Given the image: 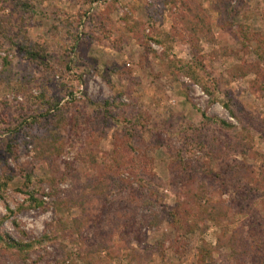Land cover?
<instances>
[{
    "label": "rangeland",
    "instance_id": "rangeland-1",
    "mask_svg": "<svg viewBox=\"0 0 264 264\" xmlns=\"http://www.w3.org/2000/svg\"><path fill=\"white\" fill-rule=\"evenodd\" d=\"M15 1L0 0V16L10 19L13 33L20 23L18 12L25 13L20 6H13ZM17 1L28 5L25 29L32 40L47 45L52 67L49 71L36 69L21 59L15 47L7 48L8 43L0 37V74L10 84H0V123L5 118L6 124L0 129V173L4 171L10 177L0 193V232L25 240L40 239L46 234L51 237L35 243L25 262L6 251L0 264H34L40 255L44 256L43 261L35 264H203L211 262V258L218 264H239L228 256L231 247L220 245L222 240L233 235L249 238L251 230H258V239L264 245V138L256 128L244 130L242 123L228 114L225 104L237 115L239 110L263 124L264 98L260 94L263 82L251 70L258 67L264 78V62L253 51L264 40V0H194L196 18L190 22L197 23V18L202 17L199 25L205 26L203 31H187V18L182 23L177 16L173 17L169 4H163L162 0ZM220 8L227 12V18L220 16ZM87 11L94 14L99 28L105 27L101 32L94 29L93 35L88 34V26L78 25V19L72 20L69 34L61 31V27H52L56 14L79 16ZM125 14L131 17L130 24L140 23L136 34L120 19ZM105 30H109L115 45L106 39L98 40ZM244 30L253 39L250 44L241 40ZM143 31L161 34L162 45L151 43L149 51L140 39ZM76 33L80 36L75 37ZM73 42L72 49H64ZM195 44L200 49L194 57ZM4 57L9 58V64L2 68ZM193 57L201 65L199 81L187 74V66H194ZM68 69L77 74L74 78L81 76V82H74L69 88L83 93L79 99L63 102L61 106L64 121L69 115H75L76 121L64 123L62 116L49 112L47 117H39L37 123L28 125L26 132H17L19 135L14 138V133L8 131L20 114L32 112L28 101L34 92L46 93V99L63 100L68 96L57 80ZM202 86L215 91L211 100ZM15 88L23 98L21 103L25 107L22 109L18 104L22 110L14 102L10 107L3 103ZM105 100L113 104L104 105ZM202 112L212 120H204ZM136 113L140 114V124L131 129L125 122ZM103 114L106 116L102 117ZM217 119L226 120L233 127L219 128L214 122ZM62 121L55 128L56 122ZM191 125L198 129L194 139L204 138L206 143L213 139L217 145L222 144L220 150L214 149L217 159L209 161L210 168L237 161L242 171L247 166L245 174L253 185H242V176L237 173L234 178L226 176L224 189L208 188L213 206L197 212L201 221L195 227L192 219L183 221L179 232L166 220L155 226H143L139 221L152 216V210L141 209L140 200H132L133 182L129 184L122 176L128 173L127 169L122 173L115 171L116 166L103 163L104 154L112 161H116L117 154L123 157L121 166L127 163L135 174L137 168L150 174L148 186L156 194L150 200L157 204L161 199L165 207H173L177 195L187 197L185 193L193 190L198 181L192 168L201 153L194 149L192 155L178 143L184 135H190L191 128L187 127ZM38 136L56 142L44 151L38 146ZM11 138L13 155L6 152ZM96 154L101 156L98 161L91 159ZM186 167L191 168L190 175L185 173ZM29 170L32 183L39 186L36 190L32 185L24 190L23 176ZM112 178L124 183L120 192L109 198L89 194L94 183L111 182ZM255 183L261 188L257 189ZM29 194L42 200L41 206ZM214 206L219 207L214 210ZM217 211L221 213L219 216ZM209 212L218 219H210ZM96 217L97 228L89 225L90 229L82 235L77 233L76 221ZM118 217L123 221L115 227ZM124 226L128 235L123 239L120 230ZM99 244L108 249L95 252ZM131 248L143 254L151 248L155 251L148 258L141 255V259L133 255Z\"/></svg>",
    "mask_w": 264,
    "mask_h": 264
},
{
    "label": "trees",
    "instance_id": "trees-1",
    "mask_svg": "<svg viewBox=\"0 0 264 264\" xmlns=\"http://www.w3.org/2000/svg\"><path fill=\"white\" fill-rule=\"evenodd\" d=\"M2 1H6V0H2ZM85 1V0H82ZM88 2H94V1H98V0H86ZM114 2L116 0H113ZM163 4L168 3L170 10H171V15L177 16V18L181 19L182 23L186 20L187 18V31L196 29V30H200L203 31V27H205L204 25H199L200 23H202L203 19L202 17H199V19L197 18V23L195 21H191L190 19H195L196 17L193 15L195 14L194 12L197 10L196 9V5L194 0H162ZM13 6L17 7L20 6L22 9L23 13L18 12L19 16H18V21L20 22L19 25L16 27V31L15 33L12 32V28H11V23H10V19L6 18V17H2L0 16V37H2L5 42L8 43L7 48H11V47H15L18 51H19V55L21 56V59L29 64H32L35 66L36 69H45V71H49L51 70V62L49 60V52L47 49V45L45 43H38L34 40H32L30 38V36L28 35L26 29H25V25H24V20L26 19V13L28 12V5L25 3H20L19 1H15ZM130 13L132 14V9L133 7L130 6ZM27 10V11H26ZM219 14L220 16L225 15L226 17V11L224 9H219ZM154 14V13H153ZM156 17V16H155ZM151 18V17H150ZM227 18V17H226ZM74 19H78V25L81 26H85V28L88 26V30L87 33L93 35L94 33V29L97 31L99 30V32H101L102 30L100 29H104L105 27H98V22L95 21V16L94 14H90L87 12L81 14L78 16L77 15H72V14H68V13H63L62 15L56 14L54 17V22L55 24L52 26L54 29H58V27H61V31H63L64 33H70L69 32V27L71 25L72 20ZM126 25L127 29L136 34L138 31V28L140 27V23L138 24H130L129 20L131 19L130 16H128L127 14H125L124 16L122 15L120 18ZM119 21V20H118ZM56 24H60V25H56ZM193 25H195L196 28H193ZM81 28V27H80ZM77 28H75L76 30ZM93 29V30H92ZM92 30V33H91ZM106 31V30H105ZM109 30L108 32H104V34H100L98 37V40L100 42H102L104 39L108 40L110 42L111 45H115V40L111 37V35H109ZM248 31L244 30L242 33V37L241 40L243 42V40L245 42H247L248 44H250V42L253 40L252 38H250L248 36ZM76 35L78 36L79 34H74V36L76 37ZM80 36V35H79ZM74 37V39H76ZM78 38V37H77ZM142 39L141 42L146 44L145 46L148 47L149 51H152L151 48V43L154 44H158V45H162V39H161V34H152V33H145L144 31L142 32V37L140 38ZM263 43L264 40H261L259 42V46L257 45V47L253 48V51L256 53V56L258 57V59L263 63L264 62V52H263ZM75 46V42H73L71 45L66 46L67 48H64L65 50H70L72 49V47ZM198 45L195 44L192 48V53L193 56L195 57V55L199 52V49L197 47ZM70 48V49H69ZM5 49V48H2ZM261 51V52H260ZM194 66L189 65L187 66V74L189 76H191L193 79H195L196 81H199L198 75V69L201 68V65H199V62L196 58H194ZM9 64V58L8 57H4L2 58V68ZM175 66V64H174ZM176 67V66H175ZM178 68H180L179 66H177ZM182 67H186V66H182ZM264 69V67H263ZM200 70V69H199ZM253 72H255L258 77L262 78V82L263 85L262 86V91L260 94L262 95V98H264V78L262 77V75H260L258 67H254L252 68ZM244 72L247 73L248 69L244 68ZM263 74H264V70H263ZM77 74H75L74 72H72L70 69H68V71H64L63 74L57 76V80L59 81V85L66 90L67 93V97L65 99H55L53 97H47V99L44 97L46 95V93L44 92H40L39 90L34 92V96L29 99L28 101V105L31 109L32 112L28 113V114H20V116H18L16 118L17 122L14 125V127L10 128V130L8 131L9 133H14V138L18 135L17 132H22L23 130H29L28 125H33L35 123L38 122L39 117H43L44 115H46L45 117H47L49 115V112H54L55 116H62L64 115L63 113V107L61 106L63 104V102H69L72 99H79V95H81V93H83L82 90H79L78 92L73 91L72 89H70L69 87L72 85V83L74 82H81L80 77H76ZM5 76H2L0 74V84L2 83H6L8 85L9 82H7V80L5 79ZM45 85V84H44ZM82 85V84H81ZM204 92L208 95L209 99H212V96L214 95V90H211L209 88H207L206 86H202ZM12 91V94L6 97V99H4L3 103L5 106H11V103L14 102V104H16L15 106H19L18 104L20 103L22 109L25 107V105L22 102V96H21V92H18L17 89L15 88V90ZM10 91V92H11ZM77 93V94H76ZM85 93V92H84ZM259 94V93H258ZM89 100V99H88ZM62 101V103H61ZM90 101V100H89ZM43 102H45V105H43ZM61 103V104H60ZM107 104H113L110 103L108 100L104 101V105ZM226 104V110L228 111V114L233 117L234 119H236L240 124L242 123V128L244 130H248L249 128H256V131H259L261 134V137L264 138V121L263 124L261 123H257L254 118L252 116L250 117H246V115L244 113H240L241 111L238 110V114L237 115L235 113V111L233 109H231L228 105V103ZM19 106V108H20ZM21 109V108H20ZM21 109V110H22ZM42 109L43 112L40 113V110ZM106 109V108H105ZM106 112H108V110L106 109ZM102 116V115H101ZM106 115L103 114L102 117H105ZM134 117V118H133ZM131 118H128V120L125 122L126 124L130 125L131 129H135V125L136 124H140V114L136 113L134 114V116ZM202 117L204 120H212L211 117H207L205 113L202 112ZM76 121V116L75 115H69L68 117L65 118L64 121V117H63V121L64 123H67L69 121ZM63 121L60 123L55 124V128L59 127ZM215 123L219 124V128L222 127L224 129H230L233 127V125L226 121V120H221V119H217L214 121ZM248 123V124H247ZM5 124V118H1V123H0V129L4 127ZM68 126L71 127L72 124H66ZM187 128H191V133L190 135H184L181 139L178 140V143L182 145L183 150L188 149L189 152H191V154L193 155L194 153V149H198L199 152L201 153V156L198 158L196 163V166H194L192 168V171L195 173L196 179L199 181H197V183L195 184V182H193L195 184L194 189L188 191L187 193H185V195L187 194V197H181L180 195H177L176 197V205L173 207H168L162 203L161 199L160 201H157V204L153 203L150 199L152 194L154 196H156L154 190H152L151 186L148 184L151 181V178H149L150 174H143L142 171H140L139 168L136 169V174L135 172H133V170H131V168H129L127 166V163L123 166H121V164L124 163V161H122L123 157H119L117 154V157H115L114 159L116 161H112L110 159L107 158V155L104 154V161L103 163H108L111 167L116 166V170L115 171H119V173L124 172V168L127 169L128 173L122 176H124L125 180L130 181V183L133 182V184L130 187L131 190V194H132V200H137L139 199V208L143 209V208H147L149 210H152L153 214L152 216H146L143 218V221H139L140 224H142L143 226H155L157 225L159 222H161L162 220H166L168 221V223L176 229V231H180L182 228V222L183 221H188V219H192V221L194 222L192 227H195L198 225V223H200L201 220H199L200 218L197 217V212L201 211V213L203 211H207V209H209L208 207H212V200L211 198L207 195L208 193V188L211 189H224L225 185V179L226 176H229L230 178H234V176L237 175V173H240L242 176V185L244 184V186L246 185H253L252 180L250 177H248L245 173L248 172L247 170V166L246 169L244 167V169L246 170L244 172V170L242 171L241 168V164H239L237 161H234L233 163H228V162H223L225 164V168L221 167L224 166V164L222 163L221 166H219L217 169L215 167H217V165L213 168L209 167V161L213 160V159H217L216 154H213L214 149H221L222 148V144L217 145L215 140L211 139L210 141H208L206 143V140L203 138H201V140L194 139V135H197L196 132L198 131V129H196V127L194 126H188ZM9 129V128H7ZM3 130V129H2ZM1 130V131H2ZM26 132V131H25ZM199 137V136H198ZM13 138V136H12ZM11 138V141L8 142L7 147H6V152L13 155L14 154V143ZM32 140L34 141V137H32ZM37 141H39L38 146L43 147V150L46 151L48 150V148L50 147V145L52 143L55 144V140L53 139H49L48 137H44V136H38L37 137ZM55 141V142H54ZM157 145V144H156ZM37 146V147H38ZM129 146V145H128ZM132 147V146H129ZM153 147V146H152ZM208 147V150H206L205 148ZM51 153V151H50ZM179 153V152H178ZM41 154L43 155V152H41ZM180 154V153H179ZM41 157H45L46 156H41ZM101 156H99L98 154L93 155V157H91V159L93 158L95 161H98V158H100ZM39 158V157H37ZM2 158H0L1 161ZM181 159V157H180ZM208 159V160H207ZM121 161V162H120ZM117 162V163H114ZM140 163V162H139ZM136 163L134 165L137 166ZM185 161L183 158L182 164L184 165ZM191 168H184V170L186 171L185 173H187V175H190V170ZM142 174L139 176V174ZM231 174V175H230ZM4 178V179H2ZM23 178L25 179V182L23 184L24 190H28V188L32 185L34 186V190L38 189L39 186L35 185V183H32V174H31V170L26 171ZM131 178H133V180H131ZM10 179V177L6 174V172L2 171L0 173V193L3 189V187L6 186L7 181ZM111 182H103L101 181V183H94L89 194L91 196H96L97 198H100L101 196L107 197L109 198L110 196H113V194L115 192H120V189L122 188V185H124L123 182H121L120 180H116L114 178L111 179ZM143 181H146L147 183L143 184ZM208 185V186H207ZM257 189H260L261 187H259L257 185V183H255ZM262 186V185H261ZM263 187V186H262ZM22 188H19L18 191H23L22 193H25ZM29 197H32V200L34 201L35 204H38L39 206H41V204L43 203L42 200L36 199V197L32 194H29ZM84 197H87L86 194H84ZM131 202V200H130ZM62 202H57L56 204H60ZM218 204V203H217ZM132 205V202L129 204ZM195 207H198L199 210L197 211ZM219 207V206H218ZM217 206H214V210L218 209ZM155 209H157V212H155ZM122 215V212H120ZM216 214L219 216L221 213L220 212H216ZM209 217L210 219L213 220H217L218 218L215 217L213 218V216L211 215V212H209ZM197 218V219H196ZM97 217L94 220H88L86 218H81L80 221H76V231L79 235H82L84 230L90 229L89 225H92L93 228H97ZM123 221V218H119L117 220H115V227H118V225H120ZM0 225H1V220H0ZM131 229L130 231H135L133 225H130ZM191 227V229H192ZM126 228L127 226H124L122 230H120V236L123 238L125 237V235H128L126 232ZM140 229V228H139ZM136 233V231L134 232V234ZM250 236L249 238H237V236L233 235L230 238H227L225 241L222 240L220 242V245H225V246H230L232 251H231V255L228 256H232L231 258H235L236 262L239 264H246L247 260H249L248 264H264V245L259 241V231H252L250 232ZM51 236H48L47 234L45 236H42L40 239H29V240H25L24 238H19V239H15L12 238L10 236H8L5 233L0 232V257L4 254V252L8 251V253H10L11 255H14L15 257H17L19 260L25 262L27 259H29V249L33 247V245L35 243H39L41 241H43V239L45 238H50ZM108 239V238H107ZM124 239V238H123ZM136 241L137 238H135ZM102 249H108L107 246H103L102 244L98 245V248L95 249V252H100V250ZM157 249H159V246H157ZM133 255L140 257L141 259L142 256H146L151 257L150 253L154 252L155 249L151 248L148 249V253L143 254L142 252H140L139 250L136 249H132ZM147 250V249H146ZM154 250V251H153ZM159 252V250H156ZM209 253V257H211V253ZM132 255V257H133ZM142 255V256H141ZM226 256V259H230V257ZM44 256L40 255L38 256V259L36 262L39 261H43ZM211 262L207 263L204 262L203 264H218L216 261L213 260V258L210 259ZM34 263V264H35Z\"/></svg>",
    "mask_w": 264,
    "mask_h": 264
},
{
    "label": "built area",
    "instance_id": "built-area-1",
    "mask_svg": "<svg viewBox=\"0 0 264 264\" xmlns=\"http://www.w3.org/2000/svg\"><path fill=\"white\" fill-rule=\"evenodd\" d=\"M101 2V0H98L96 3H100Z\"/></svg>",
    "mask_w": 264,
    "mask_h": 264
}]
</instances>
